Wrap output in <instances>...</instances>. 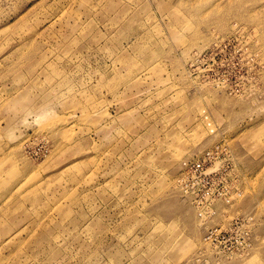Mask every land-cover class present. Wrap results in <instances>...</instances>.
I'll use <instances>...</instances> for the list:
<instances>
[{"label":"rangeland","instance_id":"rangeland-1","mask_svg":"<svg viewBox=\"0 0 264 264\" xmlns=\"http://www.w3.org/2000/svg\"><path fill=\"white\" fill-rule=\"evenodd\" d=\"M219 142L244 253L177 184ZM0 264H264V0H0Z\"/></svg>","mask_w":264,"mask_h":264},{"label":"built area","instance_id":"built-area-1","mask_svg":"<svg viewBox=\"0 0 264 264\" xmlns=\"http://www.w3.org/2000/svg\"><path fill=\"white\" fill-rule=\"evenodd\" d=\"M229 146L215 143L196 156L184 157L177 175L182 195L197 209L204 223L211 222L219 213V205L232 204L241 198L239 174ZM224 220L211 222L205 228L204 241L220 255L239 254L253 245L256 218L252 214L238 213Z\"/></svg>","mask_w":264,"mask_h":264}]
</instances>
